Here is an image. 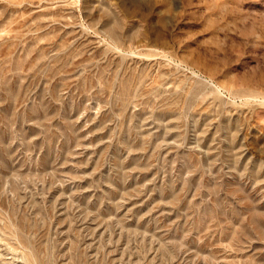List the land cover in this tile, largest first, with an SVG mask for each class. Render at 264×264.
I'll return each mask as SVG.
<instances>
[{"label":"rangeland","instance_id":"rangeland-1","mask_svg":"<svg viewBox=\"0 0 264 264\" xmlns=\"http://www.w3.org/2000/svg\"><path fill=\"white\" fill-rule=\"evenodd\" d=\"M31 251L264 264V0H0V264Z\"/></svg>","mask_w":264,"mask_h":264},{"label":"bare ground","instance_id":"bare-ground-1","mask_svg":"<svg viewBox=\"0 0 264 264\" xmlns=\"http://www.w3.org/2000/svg\"><path fill=\"white\" fill-rule=\"evenodd\" d=\"M33 230V229H32ZM22 231V230H21ZM35 231V230H34ZM22 233V232H21ZM38 247V246H37ZM30 250V249H29ZM41 250V249H40ZM40 253V252H39ZM43 255V254H42ZM16 256V255H15ZM18 257V256H17ZM25 260L27 264H43V260L37 258L36 252L31 251L28 254H25L24 257H21ZM45 259V258H44ZM14 260V259H13ZM22 261V260H21ZM46 261V260H45ZM44 261V262H45ZM49 261V260H48ZM49 264V263H48Z\"/></svg>","mask_w":264,"mask_h":264}]
</instances>
